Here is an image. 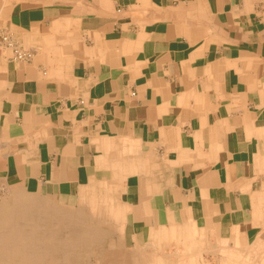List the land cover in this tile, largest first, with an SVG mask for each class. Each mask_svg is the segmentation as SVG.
Here are the masks:
<instances>
[{"label":"crops","instance_id":"crops-1","mask_svg":"<svg viewBox=\"0 0 264 264\" xmlns=\"http://www.w3.org/2000/svg\"><path fill=\"white\" fill-rule=\"evenodd\" d=\"M3 31L1 187L105 264H264V0H0Z\"/></svg>","mask_w":264,"mask_h":264},{"label":"bare ground","instance_id":"bare-ground-1","mask_svg":"<svg viewBox=\"0 0 264 264\" xmlns=\"http://www.w3.org/2000/svg\"><path fill=\"white\" fill-rule=\"evenodd\" d=\"M11 198V203L0 204V264H46V258L50 259L53 254H60L62 259L51 258V263L61 261L69 264L70 259L77 262L87 260L88 247L96 242L99 245L105 243L102 231L83 212L52 204V208L45 210L34 201L35 198L23 203L24 194L20 190L14 191ZM36 231L41 234L36 236L38 240L35 244ZM56 231L63 234L55 235ZM107 259L108 256L103 254L100 261L106 263Z\"/></svg>","mask_w":264,"mask_h":264},{"label":"rangeland","instance_id":"rangeland-1","mask_svg":"<svg viewBox=\"0 0 264 264\" xmlns=\"http://www.w3.org/2000/svg\"><path fill=\"white\" fill-rule=\"evenodd\" d=\"M14 191H19V190H12V189H9V188H4V187H1L0 186V204L1 203H7V204H9V203H11L12 202V198H11V194L14 192ZM23 194H24V198L21 200L23 203H26L28 200H29V198H35L34 199V201L36 202V203H38L39 205H41V207H43L45 210L46 209H50V208H52L53 206L51 205V202H49L48 200H46L45 198H41V197H39V196H35V195H31V194H28L27 195V193H25V192H22ZM10 194V195H9ZM8 195V196H7ZM11 201V202H10ZM46 201H48V202H46ZM49 203V204H48ZM46 204V205H45ZM45 205V206H44ZM47 206V207H46ZM95 224V223H94ZM95 226H97V228H100L99 227V224H96ZM41 231V230H40ZM40 231H39V233H40ZM42 232V231H41ZM39 233L36 231V232H34V243L36 244L37 243V237L36 236H38L39 235ZM41 234V233H40ZM55 235H62L63 233H62V231L60 232V231H56L55 233H54ZM105 244H106V240H105ZM47 249V248H46ZM50 250H59V249H53V248H50ZM61 250V249H60ZM87 251L89 252V258L86 260H84V261H79V262H77L76 260H74V259H70V262H69V264H101L102 262L100 261V259H101V257H102V254L100 253V252H102V246L101 245H99L97 242H96V244H94V245H92V246H90V247H88L87 248ZM95 252V253H94ZM93 254V255H92ZM58 255V256H57ZM95 255V256H94ZM60 257V258H59ZM51 258H57V260L58 259H62V256L60 255V254H53V255H51L50 256V259L49 258H46V261L48 262V263H46V264H53V263H51ZM92 258V259H91ZM86 261V262H85ZM92 262V263H91ZM54 264H64L63 262H61V261H55V263ZM103 264H105V263H103Z\"/></svg>","mask_w":264,"mask_h":264},{"label":"built area","instance_id":"built-area-1","mask_svg":"<svg viewBox=\"0 0 264 264\" xmlns=\"http://www.w3.org/2000/svg\"><path fill=\"white\" fill-rule=\"evenodd\" d=\"M0 48L11 52L12 60L16 62H29L32 55L18 43L9 32L0 33Z\"/></svg>","mask_w":264,"mask_h":264}]
</instances>
